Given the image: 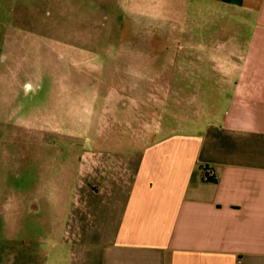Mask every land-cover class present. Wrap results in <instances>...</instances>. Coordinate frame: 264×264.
Returning a JSON list of instances; mask_svg holds the SVG:
<instances>
[{"label":"rangeland","instance_id":"rangeland-1","mask_svg":"<svg viewBox=\"0 0 264 264\" xmlns=\"http://www.w3.org/2000/svg\"><path fill=\"white\" fill-rule=\"evenodd\" d=\"M186 3L0 0V264L48 249V226L55 214L62 223L84 149L138 140L143 130L153 136L196 111L212 120L206 112L218 101L207 95L223 87L180 64L217 63L207 47L222 41L221 28L245 29ZM130 121L135 132L118 133Z\"/></svg>","mask_w":264,"mask_h":264},{"label":"crops","instance_id":"crops-1","mask_svg":"<svg viewBox=\"0 0 264 264\" xmlns=\"http://www.w3.org/2000/svg\"><path fill=\"white\" fill-rule=\"evenodd\" d=\"M183 1L245 29L221 28L222 41L207 47L217 63L180 64L206 71L205 86L223 87L207 95L218 101L206 112L212 120L196 111L153 136L143 130L138 140L84 149L62 223L55 214L48 249L31 251L25 264H264V0Z\"/></svg>","mask_w":264,"mask_h":264},{"label":"built area","instance_id":"built-area-1","mask_svg":"<svg viewBox=\"0 0 264 264\" xmlns=\"http://www.w3.org/2000/svg\"><path fill=\"white\" fill-rule=\"evenodd\" d=\"M212 174L209 172V173H206V177H211Z\"/></svg>","mask_w":264,"mask_h":264}]
</instances>
